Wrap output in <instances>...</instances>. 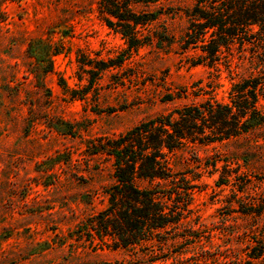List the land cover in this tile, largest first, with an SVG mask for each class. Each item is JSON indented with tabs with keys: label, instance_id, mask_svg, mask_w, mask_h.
<instances>
[{
	"label": "rangeland",
	"instance_id": "rangeland-1",
	"mask_svg": "<svg viewBox=\"0 0 264 264\" xmlns=\"http://www.w3.org/2000/svg\"><path fill=\"white\" fill-rule=\"evenodd\" d=\"M192 5L139 6L155 20L141 30L151 44L135 51L98 0H0V264H176L204 250L222 264H264V126L173 157L200 176L183 221L194 243L168 236L163 247L115 249L86 226L107 205L113 171L89 156V140L211 98L230 103L233 83L264 75V45L233 46L229 68L193 66L201 51L181 50ZM31 40L58 50L44 86L31 74ZM258 107L264 115L262 96Z\"/></svg>",
	"mask_w": 264,
	"mask_h": 264
},
{
	"label": "trees",
	"instance_id": "trees-1",
	"mask_svg": "<svg viewBox=\"0 0 264 264\" xmlns=\"http://www.w3.org/2000/svg\"><path fill=\"white\" fill-rule=\"evenodd\" d=\"M159 1L98 0V5L106 25L137 51L151 44L141 30L155 20L154 13L139 12L137 8ZM192 1L186 12L189 26L181 50L201 51L193 66L204 63L213 68L225 62L229 68L233 46L239 45L243 51L250 44L254 52L263 48L264 0ZM57 52L40 40L29 42L28 54L35 61L31 74L42 86ZM260 96L264 98V75L251 76L233 83L230 103L211 98L146 120L117 137L89 140V156L105 157L113 171L112 183L103 191L107 205L88 218L87 229L100 238L111 237L115 249L134 250L149 244L163 247L168 236L194 243L196 231L183 221L188 217L186 213H191L194 181L200 176L188 169L179 170L173 157L188 145L238 140L259 131L264 126V115L258 107ZM169 259L167 256L164 264ZM176 264L222 263L204 250L200 259Z\"/></svg>",
	"mask_w": 264,
	"mask_h": 264
}]
</instances>
